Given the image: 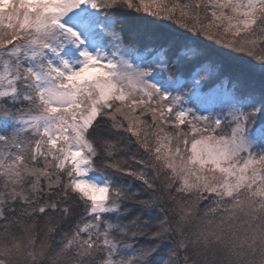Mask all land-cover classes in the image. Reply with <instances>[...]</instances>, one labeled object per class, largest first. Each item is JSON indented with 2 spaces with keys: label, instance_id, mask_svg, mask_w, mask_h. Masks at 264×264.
I'll list each match as a JSON object with an SVG mask.
<instances>
[{
  "label": "snow or ice",
  "instance_id": "1",
  "mask_svg": "<svg viewBox=\"0 0 264 264\" xmlns=\"http://www.w3.org/2000/svg\"><path fill=\"white\" fill-rule=\"evenodd\" d=\"M0 264H264V0H0Z\"/></svg>",
  "mask_w": 264,
  "mask_h": 264
}]
</instances>
